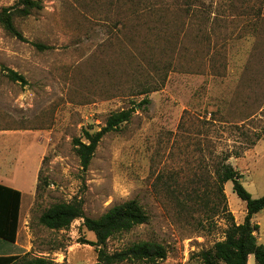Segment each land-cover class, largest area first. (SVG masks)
Segmentation results:
<instances>
[{
	"label": "rangeland",
	"instance_id": "rangeland-1",
	"mask_svg": "<svg viewBox=\"0 0 264 264\" xmlns=\"http://www.w3.org/2000/svg\"><path fill=\"white\" fill-rule=\"evenodd\" d=\"M38 1L41 10L14 20L25 41L0 26V178L38 153L36 187L48 186L24 190L17 241L1 253L95 264V248L82 242L95 237L81 220L52 231L39 216L78 201L98 218L136 200L148 221L110 238L108 251L152 242L166 250L155 264H198L229 218L246 215L232 182L223 203L215 174L223 154L251 196L264 195V0ZM16 2L0 0V10ZM127 109L131 120L104 136L83 170L73 140L86 142L84 130ZM252 221L264 246V209Z\"/></svg>",
	"mask_w": 264,
	"mask_h": 264
},
{
	"label": "trees",
	"instance_id": "trees-1",
	"mask_svg": "<svg viewBox=\"0 0 264 264\" xmlns=\"http://www.w3.org/2000/svg\"><path fill=\"white\" fill-rule=\"evenodd\" d=\"M42 9V4L38 0H17L10 7L0 10V26L12 37L25 41L22 34L17 30L15 18H26L33 11ZM37 49H45L43 45L34 44ZM5 76L12 82L26 85L24 76L4 69ZM149 104L148 99H144L138 105L143 107ZM133 109L122 110L111 114L104 127L95 132L83 131L86 142L80 138L73 140L75 152L80 160V166L87 170L95 151L105 135L116 132L119 128L127 124L133 114ZM239 152L236 158H239ZM231 155L223 154L221 161L216 164L215 174L217 176L218 189L221 193L223 203L226 197L223 187L227 182H232L233 192L246 204V215L243 222L237 224L233 218H229V223L224 231V238L215 242L211 248L199 252L197 256L198 264H248V258L252 256L255 264H264V246L257 241L259 225L253 223V217L264 209V195L260 198H253L244 188L241 180V173L228 163ZM48 184L36 187L39 195L42 188ZM198 203L202 204V197L196 196ZM21 205V193L18 190L0 184V264H59L44 257L26 258L15 254H2L1 250L6 243L15 244L18 237L19 215ZM81 220V228L92 233L95 242L83 243L91 245L96 251L95 264H122L124 262L155 264L166 257V250L163 246L152 242H140L130 245L124 249L113 252L108 251L107 241L116 234L128 232L133 228L145 224L148 215L144 208L136 201L130 200L111 207L107 212L98 218H89L84 214L81 202L55 203L43 211L38 218V224L52 231H64L69 229L71 224ZM66 264V263H62Z\"/></svg>",
	"mask_w": 264,
	"mask_h": 264
},
{
	"label": "crops",
	"instance_id": "crops-1",
	"mask_svg": "<svg viewBox=\"0 0 264 264\" xmlns=\"http://www.w3.org/2000/svg\"><path fill=\"white\" fill-rule=\"evenodd\" d=\"M11 147H8L10 149ZM9 154V152H8ZM7 156H1V160L3 161V164H6ZM38 157V153H36L32 160H30L29 157H27V160L25 162V166L23 165V160H19V162L13 163L12 161V167H15L18 170V173L21 171L20 175L18 173L14 176V172L10 175H8V178H0V184L7 186L9 188L18 190L21 193V205H20V215H19V229H18V235L21 228L22 223V198L24 196V190L29 191L28 193L34 192L36 183H37V173H36V159ZM15 160V159H14ZM27 164V165H26ZM24 166V168H22ZM24 173V174H22ZM252 256L248 258V264L249 260Z\"/></svg>",
	"mask_w": 264,
	"mask_h": 264
}]
</instances>
